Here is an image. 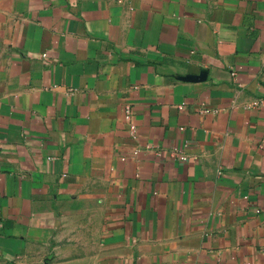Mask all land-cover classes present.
I'll use <instances>...</instances> for the list:
<instances>
[{
    "label": "crops",
    "instance_id": "1",
    "mask_svg": "<svg viewBox=\"0 0 264 264\" xmlns=\"http://www.w3.org/2000/svg\"><path fill=\"white\" fill-rule=\"evenodd\" d=\"M0 264H264V0H0Z\"/></svg>",
    "mask_w": 264,
    "mask_h": 264
},
{
    "label": "built area",
    "instance_id": "2",
    "mask_svg": "<svg viewBox=\"0 0 264 264\" xmlns=\"http://www.w3.org/2000/svg\"><path fill=\"white\" fill-rule=\"evenodd\" d=\"M130 109H128L127 110V117H128V119L130 118ZM181 159L183 160V161H185L186 160V157L185 156H181Z\"/></svg>",
    "mask_w": 264,
    "mask_h": 264
}]
</instances>
